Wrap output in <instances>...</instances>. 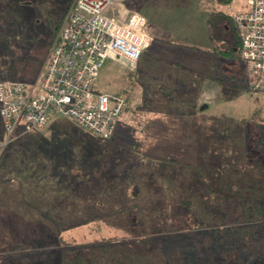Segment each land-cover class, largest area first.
I'll return each mask as SVG.
<instances>
[{
    "label": "rangeland",
    "instance_id": "obj_1",
    "mask_svg": "<svg viewBox=\"0 0 264 264\" xmlns=\"http://www.w3.org/2000/svg\"><path fill=\"white\" fill-rule=\"evenodd\" d=\"M129 1L152 55L100 71L99 91L128 94L112 139L66 116L9 139L0 116V264H61L64 249L90 264H264V90L246 88L244 61L168 44L174 31ZM73 2L0 0L1 80L37 81ZM201 3L185 1L184 42L212 49ZM142 238L155 243L134 256Z\"/></svg>",
    "mask_w": 264,
    "mask_h": 264
},
{
    "label": "built area",
    "instance_id": "obj_2",
    "mask_svg": "<svg viewBox=\"0 0 264 264\" xmlns=\"http://www.w3.org/2000/svg\"><path fill=\"white\" fill-rule=\"evenodd\" d=\"M247 7L234 17L241 54L252 72L251 87L264 90V0H247ZM109 9H116L117 18L106 13ZM147 26L144 16L123 0H74L37 81L0 79L7 137L26 135L54 116L71 118L97 137H112L125 101L96 88L100 71L108 58L134 69L153 41Z\"/></svg>",
    "mask_w": 264,
    "mask_h": 264
},
{
    "label": "trees",
    "instance_id": "obj_3",
    "mask_svg": "<svg viewBox=\"0 0 264 264\" xmlns=\"http://www.w3.org/2000/svg\"><path fill=\"white\" fill-rule=\"evenodd\" d=\"M123 1L128 8L131 9V7H133L129 0H123ZM185 1H187V0H138V2L142 4V5L140 4L141 5L140 10L144 14H147V15L153 17L159 23H161L162 25H164L165 27H167L169 29L171 28L174 31V36L172 39H170L168 41V44L179 45L182 47L195 48L198 51L199 50L200 51L207 50L209 53H212V54L214 53L217 55L216 56V58L218 57L217 61H219V58H220L223 60H232V61L235 59V60H240L243 62L244 60H243L242 54H241L242 41H241V36H240L239 30H238L237 25L235 23L234 17L228 15L225 11L226 10L225 9L226 4H230L231 0H225V1L224 0H215V1H211V2H205L206 5L209 6V9L206 10L207 12L205 15V19H206L208 27H209L207 40L213 46L212 49H210V48L205 49V48L198 47V46L196 47V46H194L188 42L187 43L184 42L187 39L186 35L184 34V31L188 27V26H186L185 23L187 21V17H189L188 14H184V13L186 11L187 12L188 11L193 12L192 10H190L191 5L185 4ZM192 2H194V1H192ZM196 3H200V2H196ZM201 4H204V3H201ZM223 7H224V9H223ZM224 30H228V32L227 31L225 32ZM227 36H228V38H227ZM219 44H221V45H219ZM148 51L146 50L142 54V56L138 62L139 64H138L137 71L139 70L140 66L142 68V71H144L145 68L143 65H146L147 61L151 60L152 54L150 52L148 53ZM145 53H148V54L145 55ZM219 62H218V64H220ZM244 62L248 65V63L246 61H244ZM184 68H185V70H183ZM184 68L182 70L187 75H188V73H192V72H190V69H192V68H190L186 65L184 66ZM248 70H249V68H248ZM134 72L132 73V72L128 71L127 73H129V75H131V74H134ZM195 74H196V76L202 75L200 73H195ZM187 75L184 76L185 80L188 78ZM249 75H250V77L246 83V88H248V89H250V84L252 81V74H251L250 70H249ZM180 79H182V82H183L184 78L182 77ZM189 79L192 82L193 78H189ZM195 80L198 82V78L195 77L193 79V82H192L193 84H195ZM143 87H145V85ZM174 90H176V88ZM124 91H126V90H124ZM162 94H164V92ZM112 95H115L116 97H119V96L124 97L125 101L127 102V107H128V94L118 92V93L112 94ZM126 109H128V108H126ZM119 124L121 125V123H119ZM120 125L117 126V129L115 130V133L113 134L112 137H114L118 133ZM82 129L87 132V130H85L84 128H82ZM88 133L90 134V132H88ZM91 135H93V134H91ZM112 137L105 139V140L112 139ZM136 187H137V191H136V194L134 196L138 197L139 193L141 192V189H140L139 184H137ZM262 194H263L261 196L262 198H260V199H262V201H264V190H263ZM259 202H261V200H259ZM183 204H185V203H183ZM248 212H249V210H248ZM246 214L247 213H244V215H242V216H244L247 219L252 218L251 215L249 216V213L247 215ZM251 232H252V230H250L249 233H251ZM166 239H169V238H166ZM154 243H155V241H153L151 239H146V238L140 239L139 245L138 246L136 245L135 248H133V251L135 252L134 256H136L137 254L141 255L145 251L146 252L149 251L153 247ZM163 247H164V245H163ZM69 252H71V253H69ZM58 256L61 260V264H90L88 257L84 253L78 251L77 249H73V250L64 249L61 252V255H58ZM128 260H129V263L134 264V258L129 257ZM128 260H127V263H128Z\"/></svg>",
    "mask_w": 264,
    "mask_h": 264
},
{
    "label": "water",
    "instance_id": "obj_4",
    "mask_svg": "<svg viewBox=\"0 0 264 264\" xmlns=\"http://www.w3.org/2000/svg\"><path fill=\"white\" fill-rule=\"evenodd\" d=\"M206 106V105H205ZM204 107H202V109H203Z\"/></svg>",
    "mask_w": 264,
    "mask_h": 264
}]
</instances>
